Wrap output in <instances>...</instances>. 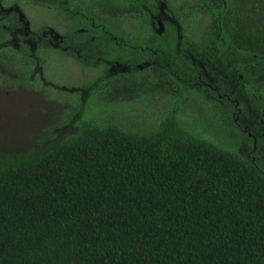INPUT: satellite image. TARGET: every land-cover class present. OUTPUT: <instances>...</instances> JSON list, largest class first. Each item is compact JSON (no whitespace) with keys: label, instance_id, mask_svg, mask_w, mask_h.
<instances>
[{"label":"trees","instance_id":"obj_1","mask_svg":"<svg viewBox=\"0 0 264 264\" xmlns=\"http://www.w3.org/2000/svg\"><path fill=\"white\" fill-rule=\"evenodd\" d=\"M30 1L86 21L107 39L110 55L87 62L116 61L135 71L158 61L179 91L160 118L143 123L101 116L83 97L67 121L28 147H0V264H264V167L239 147L253 137L234 123L238 136L226 145L181 116L188 93L209 83L184 40L195 11L164 0L176 25L159 12V0ZM93 1L99 14L136 17L147 31L138 21L133 33L101 24L87 7ZM217 2L218 36L233 50L223 66L234 74L246 62L264 65V0ZM157 14L165 25L159 33ZM2 16L0 62L11 58L24 84L42 60L34 48L13 51ZM107 75L103 70L91 88Z\"/></svg>","mask_w":264,"mask_h":264},{"label":"rangeland","instance_id":"obj_2","mask_svg":"<svg viewBox=\"0 0 264 264\" xmlns=\"http://www.w3.org/2000/svg\"><path fill=\"white\" fill-rule=\"evenodd\" d=\"M16 1L18 14L11 12L15 6L13 0H6L1 18L11 35L14 34L13 51L20 54L34 48L42 61L34 66V72L24 84H20L16 64L11 58L0 62V147L15 150L28 147L47 127L67 121L70 111L83 97L85 107L101 116L143 123L160 118L177 96L178 83L158 61L138 63L136 70L129 72L123 65L111 66L108 62L91 65L70 57L60 45L65 44L66 51L75 49L81 58L89 60L108 56L109 43L104 36L94 37L88 33V23L70 18L55 7L30 0ZM177 5L195 11L188 20L191 24L184 27V40L188 52L198 57L197 65L209 80L188 93L181 105V116L226 145L233 144L237 138L235 128L239 123L256 138L258 153L248 154L253 144L239 146V141L240 152L249 159L255 155L253 161L264 167V65L259 61L246 62L234 74L223 66L222 57L232 55L233 50L229 46L223 47L218 36L214 9L217 0H178ZM93 12L97 13L96 9ZM19 13L23 14V20ZM98 18L101 24L133 33L135 22L128 17L111 19L99 14ZM24 22L29 23V28L25 29ZM164 26L160 22L154 29L157 32ZM36 31L41 35L44 33L45 40L28 38ZM146 31L143 27L142 33ZM48 36L49 40L46 39ZM234 61L232 59L228 64ZM103 70L109 72L108 80L91 88ZM210 81L223 84L221 92L231 96L230 107L213 93ZM208 84L210 89H204V85L209 87ZM236 103L238 108H234ZM67 128L66 133L70 131Z\"/></svg>","mask_w":264,"mask_h":264},{"label":"flooded vegetation","instance_id":"obj_3","mask_svg":"<svg viewBox=\"0 0 264 264\" xmlns=\"http://www.w3.org/2000/svg\"><path fill=\"white\" fill-rule=\"evenodd\" d=\"M160 1V0H159ZM159 1H157L158 2V4H159V12L162 14V16H164L167 20H170V21H173V23H175L176 25H177V23L173 20V16H169L167 13H165L164 12V9H166L167 8V6H166V4H165V1L164 0H161L160 2ZM17 4V3H16ZM16 4H13V5H15V6H12L14 9H13V11H11V12H15V13H17L18 14V7L16 6ZM38 4H40V3H38ZM42 5H44V4H42ZM48 6V5H47ZM98 4L96 3V2H92L90 5H87V7L89 8V10H91V13L96 17V18H98V16H99V10H98ZM17 7V8H16ZM94 9H96V12L97 13H94L93 12V10ZM11 10H12V8H11ZM2 11H3V8H2V4H0V14H3L2 13ZM5 12H6V10H5ZM95 14H97V15H95ZM132 16H134V15H132ZM157 16H159V14H157V15H153V19H156L155 21L157 22L156 24L159 26V23L161 22V18L160 17H157ZM130 18H134V19H131L132 21H134V22H137L139 19H137V20H135V18L136 17H130ZM20 20H23L22 18L20 19ZM98 20H99V18H98ZM23 22V21H22ZM84 22H86V21H84ZM25 23V22H24ZM87 23V22H86ZM161 23H163V22H161ZM144 25V27H146V23H142V21H138L137 22V26L138 25ZM89 25V24H88ZM92 26H95V25H93L92 24ZM161 31H163V29L161 30V28H160V30L159 31H157V33H159V32H161ZM87 32L88 33H91L90 32V30H89V28L87 29ZM92 34V33H91ZM42 38L45 40V35H44V33L42 34ZM94 37H96L95 35H93ZM13 39V38H12ZM12 39L10 40V42L12 41ZM41 39V38H40ZM47 40H49V36L46 38ZM60 48H62L63 50H65L66 51V46H65V44L64 45H60ZM70 51H72V52H74L78 57H80L81 58V56L79 55V53L75 50V49H70ZM108 53V55H110V51L109 52H107ZM107 55V54H106ZM84 59V58H83ZM96 59H98V60H100V59H102V57L101 58H96ZM195 59V58H194ZM85 60V59H84ZM88 60H85V62H87ZM84 62V61H83ZM105 62H108V63H111V66L113 65V66H118V65H122V64H119L118 62H111L110 60H105ZM145 62H149L150 63V61H145ZM144 62V63H145ZM87 63H89V62H87ZM100 63H102V61H98V63L97 64H100ZM89 64H91V65H97V64H93V63H89ZM123 66H125L126 68V71L127 70H129V72H132L131 70H130V68L127 66V65H123ZM133 69V68H132ZM102 72V71H101ZM100 72V73H101ZM107 73H108V76H109V72L108 71H106ZM117 71H115V73H116ZM114 74V73H113ZM213 85V84H212ZM208 86H209V88H210V84H208ZM214 91H215V94H217V97L218 98H223L222 100H223V102L226 104V105H230L231 104V100H230V98H229V96H227V95H225V94H222V90H218V88L217 87H213L212 88ZM234 108H238L237 107V103L234 105ZM233 108V109H234ZM234 110H236V109H234ZM238 110V109H237ZM235 120V122L237 123V121H236V118L234 119ZM237 126L239 127V128H241V126H240V124L239 123H237ZM250 136H252L253 137V139H254V141H253V147H252V151H251V153H248V154H257L258 152L256 151V138L253 136V135H251L250 133H248ZM252 160H255V155L254 156H252Z\"/></svg>","mask_w":264,"mask_h":264},{"label":"water","instance_id":"obj_4","mask_svg":"<svg viewBox=\"0 0 264 264\" xmlns=\"http://www.w3.org/2000/svg\"><path fill=\"white\" fill-rule=\"evenodd\" d=\"M16 8H17V7H16ZM17 9H18V8H17ZM10 10H11V9H9V10H7V11H10ZM19 18H20V19L23 18V14H20V13H19ZM24 26H25V29H26V28H29V23H28V22H25V23H24Z\"/></svg>","mask_w":264,"mask_h":264}]
</instances>
